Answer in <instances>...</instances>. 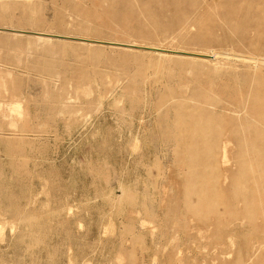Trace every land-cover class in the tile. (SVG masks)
Masks as SVG:
<instances>
[{"label": "rangeland", "instance_id": "374dc122", "mask_svg": "<svg viewBox=\"0 0 264 264\" xmlns=\"http://www.w3.org/2000/svg\"><path fill=\"white\" fill-rule=\"evenodd\" d=\"M263 103L264 2L0 0V264H264L207 188L258 187L225 129ZM202 115L214 169L187 163ZM188 174L224 215L187 213Z\"/></svg>", "mask_w": 264, "mask_h": 264}, {"label": "bare ground", "instance_id": "6f19581e", "mask_svg": "<svg viewBox=\"0 0 264 264\" xmlns=\"http://www.w3.org/2000/svg\"><path fill=\"white\" fill-rule=\"evenodd\" d=\"M257 2L259 4H262L264 2V0H257ZM203 5H205V4H203ZM215 6H214V8H216ZM258 6H260V5H258ZM202 8L205 10L204 6H202ZM218 9H219V7H218ZM199 10H200V7H199ZM200 12H201V10H200ZM214 12H215V10H214ZM201 14H200V16L203 17L204 15H201ZM204 14H207V12ZM253 16H255V15L253 14ZM254 18H257L256 20L259 19L258 16L254 17ZM257 25H258V23H257ZM246 51H248V50H246ZM246 51H244V52L246 53ZM227 115L228 114H226V116ZM246 115H249L251 117L253 116V118L254 117L257 118L258 122L262 123V125L264 127V103L262 105H258L257 108L251 110V112L247 113ZM238 117H240V116H238ZM212 119L213 118L211 116H208L207 119H204V115H202L200 117L189 116V119L187 120L189 127L186 130V135L189 136L192 141H193V138L197 135H200L202 139L205 138V140H207L205 147L202 148V146L200 144L194 145L192 151L188 154L187 163H188V166L190 167V169L192 167L194 168L196 166H200L201 168L207 167L208 164H207L206 160H205V164H203L202 159L199 158L200 154L202 152H204L207 155L208 160L210 162L209 166L212 169L215 168L216 159H215V157L213 158V153L215 152L216 144L213 141L212 136H214V135L218 136L219 133L222 132V129L218 128V127H216V128L213 127V125L211 123ZM227 119H229L227 122H230V123L233 122V119L228 118V117L225 118L224 121ZM208 120H209V122H208ZM225 131L227 134H229V138L233 139L235 141L236 147L241 152L240 155H242L244 153H245V155L246 154H251V155L253 154L254 155L255 162H256L255 163L256 168H255V170L252 168L251 173L253 171L256 172L257 177L255 178V180L258 184V187L256 188V190H251V188L246 187V184L248 183L247 180L242 179L241 177H239L238 180H236V177H234V180H233L232 179L233 176L230 177L227 175L226 177H228V179L232 181L231 186L230 185L227 186V184H225V183L224 184L222 183V185H219L217 183H212V181H211V182H207V188H209L210 191L212 190L211 196H216V195L224 196L225 200H227V202H226L227 205H231V204L238 205V203L241 205L240 213H238V212L237 213H230V211H229V214H226V216H225L226 220L230 221L231 224H233V222H235V221H240V220L245 221L246 224L249 225L250 228L253 229V232H252L253 238H254V236L256 238H258V240L255 241L256 245H257V246L255 245V247L260 248V247H262V245H264V226L261 227L259 224H255V223L257 220H262L264 222V197L258 193L260 189H264V129H260L259 127H257V125L256 126L251 125V124L242 125V123H239L236 126L230 125L227 129H225ZM182 136H183V133L181 131L179 137L181 138ZM226 149H227V147H226ZM226 149L223 150L224 151L222 153L223 157H225V154L229 152V150H228V152H226ZM20 150H19V152H20ZM22 154H24V152ZM19 155H20V153H19ZM226 160H227V158H226ZM213 161H215V163H213ZM238 169H239V171H241V174L246 172L245 164L242 162L241 163L239 162L238 163ZM189 174H191V171ZM203 179H204L203 176L199 177V176H193V175H189V177H187V179H186V183L188 185L194 187L193 190L190 191V193H192L191 194L192 198L189 201V204L187 205V208H186L187 213H189L191 215H195L199 212L204 211L205 214L209 218L216 216V215H220V216L224 215L220 209H216L213 206H211L208 203L209 201L205 205H202L196 201V200H204L200 196L199 190H197L195 188L196 182L199 180H203ZM235 183H239V185H241L240 189H236L235 187L232 186ZM207 200H210V199H207ZM253 256H251V258L249 257L246 259L247 263L241 262L239 264L259 263V260H257L256 258H253ZM220 260H222V259H220Z\"/></svg>", "mask_w": 264, "mask_h": 264}]
</instances>
